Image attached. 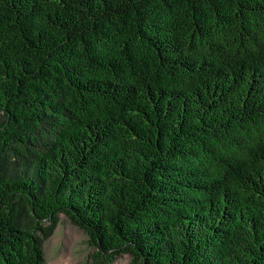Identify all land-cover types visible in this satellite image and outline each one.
Returning <instances> with one entry per match:
<instances>
[{
	"label": "trees",
	"instance_id": "1",
	"mask_svg": "<svg viewBox=\"0 0 264 264\" xmlns=\"http://www.w3.org/2000/svg\"><path fill=\"white\" fill-rule=\"evenodd\" d=\"M59 213L93 264H264V0H0V264Z\"/></svg>",
	"mask_w": 264,
	"mask_h": 264
},
{
	"label": "rangeland",
	"instance_id": "2",
	"mask_svg": "<svg viewBox=\"0 0 264 264\" xmlns=\"http://www.w3.org/2000/svg\"><path fill=\"white\" fill-rule=\"evenodd\" d=\"M42 247L43 264H93L95 247L88 234L64 213H59L52 230L43 235ZM131 260V255L124 252L112 264H131Z\"/></svg>",
	"mask_w": 264,
	"mask_h": 264
}]
</instances>
